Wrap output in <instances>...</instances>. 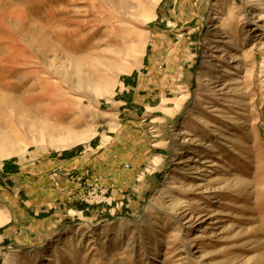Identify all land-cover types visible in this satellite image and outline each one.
<instances>
[{"label": "rangeland", "instance_id": "1", "mask_svg": "<svg viewBox=\"0 0 264 264\" xmlns=\"http://www.w3.org/2000/svg\"><path fill=\"white\" fill-rule=\"evenodd\" d=\"M131 106L141 131L125 125ZM162 124L151 187L138 175L110 199L99 162L139 157L131 144ZM76 153L92 162L82 173L49 166ZM0 155V264H264V0H0ZM50 199L74 226L33 230Z\"/></svg>", "mask_w": 264, "mask_h": 264}, {"label": "crops", "instance_id": "2", "mask_svg": "<svg viewBox=\"0 0 264 264\" xmlns=\"http://www.w3.org/2000/svg\"><path fill=\"white\" fill-rule=\"evenodd\" d=\"M137 104L141 105V103L136 102V105ZM138 105L136 106V109L138 108ZM134 108H135L134 106L123 108L125 114L127 115L125 125L131 128L137 127L138 130L141 131L140 128L144 129L145 124H147L145 122L147 118L144 119L141 115L139 116L138 113L131 111ZM155 110H157L159 113L165 116L171 114H173L174 116L179 112V108H175L172 110L167 105L164 106V104L158 106V108H156ZM161 114L154 115L152 117L148 116V118L150 120H155V121L159 120V122H163L165 118H162ZM153 127L157 128L160 131L159 133L160 136L153 140L154 144H152L150 141L152 137V136L150 137L151 134H148V132L146 131L143 136V140H144L143 146H141V143L131 144L132 147L139 145L138 147V150H140L139 157H136L134 155H127V156L122 155L121 157H116V158L105 157L103 162L101 161L99 162L101 163L99 165V168H97V170L93 172L94 175H97L96 177H98L100 174H103L106 184H110L113 182L115 183L114 188L111 190L110 199L113 198V200L115 201H119L122 198H126V197H127L126 199H129L128 191L133 189L132 183L138 175L140 178L146 176L145 180L142 183L143 189L147 190L153 184L155 180L153 174L154 172L160 170V168H162L163 164L165 163V158H166L165 151L167 150L169 145L167 136H165L166 130L163 124L160 125L159 127L157 126H153ZM150 144L153 146V148L150 147ZM90 164H92V162L84 159V156L82 154H77V153L68 156L61 155L59 156V158H57L56 162H52V161L49 162L50 167L57 165V166H61L63 169L76 168L80 171V173H82L81 171H83L82 170L83 168H85ZM143 165H145V167L148 168L147 171L149 173L148 175H146L144 170L140 171ZM70 183L71 182H69V180L67 181V179H64V184L67 185V187L69 186ZM55 201L56 200L54 199H50L47 203L49 208L44 210L43 213H40L39 211L37 212L35 211L34 215L32 216V222H33L32 228L34 231L41 232L43 229H46L48 231L49 229H52L57 225H61L62 229L63 228L69 229L76 224V221H74L75 220L74 217L70 218L64 215L62 209L56 208V205L54 203ZM76 208L78 212H84L86 209H88L87 206L83 204L79 205V207L76 206ZM75 211L76 209L71 210V212L76 213ZM81 217L83 216L81 215ZM81 217L79 216V218Z\"/></svg>", "mask_w": 264, "mask_h": 264}, {"label": "bare ground", "instance_id": "3", "mask_svg": "<svg viewBox=\"0 0 264 264\" xmlns=\"http://www.w3.org/2000/svg\"><path fill=\"white\" fill-rule=\"evenodd\" d=\"M222 15L217 12L216 16L213 17V19L215 20V28L217 27H220L219 25V21H216L218 19H221ZM217 36V35H216ZM210 71H211V66L209 63H207L204 68L202 69V71L200 72V75L198 77L199 80L201 79H205V78H208V76L210 75ZM87 86V85H86ZM90 86V85H89ZM205 96H199V99H198V103L199 104H203L205 103ZM205 108V107H204ZM172 112V111H171ZM203 114V110L200 109V108H194V110L189 114V116L185 117L179 124V129H180V133H185L188 131V127H190V125L198 120ZM173 115V114H171ZM228 120V116H227V119L225 120V123L227 122ZM220 135L219 137H222L223 135H225V132L227 131V126L225 124L221 125V128H220ZM83 136H80L78 138H75L73 140H64L62 143L58 144L57 145V148H63V147H66L72 143H75V142H83V141H88V139H90L91 137H89L88 134H82ZM60 138V137H58ZM70 138V137H69ZM65 139V138H64ZM1 156V155H0ZM214 159L215 160H218V159H221L222 158V155H221V152L220 151H216V153L214 154ZM179 169L176 167V166H173L171 168V170L169 171V178H173L174 175H176L178 173ZM174 196V193L173 191H169V198L173 197ZM104 233L106 232L105 230L101 231V233ZM79 232L77 230H74L73 232H71L70 234H68L63 240L64 241H67V242H72L73 240H75L78 236ZM34 255L35 253L34 252H28L26 254V256L21 259V261H17L15 262L14 264H19L18 262H20L21 264H24L26 263L27 261H29L30 259L34 258ZM45 258H48V256H45Z\"/></svg>", "mask_w": 264, "mask_h": 264}]
</instances>
